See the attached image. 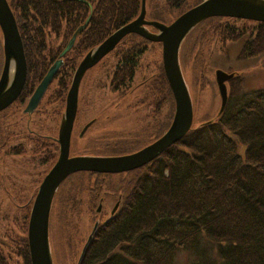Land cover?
I'll use <instances>...</instances> for the list:
<instances>
[{
    "label": "trees",
    "instance_id": "16d2710c",
    "mask_svg": "<svg viewBox=\"0 0 264 264\" xmlns=\"http://www.w3.org/2000/svg\"><path fill=\"white\" fill-rule=\"evenodd\" d=\"M201 1L149 0L147 3L146 0V17L169 23ZM8 3L22 39L27 66L22 102L89 18L61 59L52 80L54 89L49 87L47 91L52 90L47 99L59 104L58 107L64 106L81 58L116 29L136 18L141 6V0H8ZM237 21L242 24L237 25ZM244 36L247 39L239 52L241 58L264 53V22L207 18L184 39L180 61L189 59L195 49L196 60L202 55L204 44L212 40L220 42L221 51L226 52L228 42ZM149 43L137 34H128L109 53L140 56ZM125 74H112L111 78L116 80ZM228 83L227 103L215 119L191 127L155 159L128 173L132 177L125 179L129 175H117L122 179L117 180V187L114 180L106 181L113 175L88 171L73 173L60 184L52 203L49 232L52 211L57 206V218L70 229L67 237L71 241L76 228L72 221L65 222L62 217L70 204L87 203L93 207L101 194L113 195L115 200L121 196V204L113 215L103 221L96 219L98 225L92 237L88 240L87 236L83 242L76 264H173L178 250L193 254L196 259L192 264H216L215 260L220 264H264V87L244 92L238 74ZM111 89L116 90L114 84ZM143 91L146 100L152 103L155 100L157 107L158 102H164L169 108H166L165 126L155 137L111 142L103 141L102 137L89 141L79 153H132L161 136L169 127L175 109L161 63ZM7 125L0 115V168L4 155L26 152L23 144L12 145L17 134L15 128ZM21 138L32 143L28 132H22ZM36 146L39 150L40 146L45 149L30 158L35 162L30 168L43 165L46 173L56 158V147L52 149L47 142ZM1 182L0 174V185ZM83 191L89 193L88 199L78 202L77 195ZM18 192L17 200L21 202L23 193L21 189ZM31 200L28 198L20 206L21 215L15 218L18 232L5 226L7 241L5 250L0 249V264H31L27 241ZM95 216L100 215L95 212ZM202 240L213 248L202 245Z\"/></svg>",
    "mask_w": 264,
    "mask_h": 264
},
{
    "label": "water",
    "instance_id": "95a60500",
    "mask_svg": "<svg viewBox=\"0 0 264 264\" xmlns=\"http://www.w3.org/2000/svg\"><path fill=\"white\" fill-rule=\"evenodd\" d=\"M145 3L146 0H141L138 16L90 49L74 71L59 126L58 158L41 181L29 214L27 240L31 264H53L49 242V216L55 193L64 179L79 171L118 173L139 168L179 141L190 130L193 122L192 101L179 60L181 44L188 33L203 20L215 16L264 22V0H203L169 24L147 20ZM88 20L89 18L73 34L62 50L61 57L72 47L77 33L85 27ZM148 27H152L155 31ZM0 32L3 48V65L0 73V110H2L10 105L21 92L27 72L22 39L7 0H0ZM131 33L161 44L163 70L175 103L169 128L155 141L133 153L114 156H69L70 135L82 76L88 68L109 53L123 37ZM11 63H13V72L10 74ZM60 65L61 59H58L48 69L32 93L26 110L32 109L41 99ZM233 76L234 73H227L220 69L215 71V80L221 98L219 113L224 110L227 103L225 82ZM100 207L99 205L98 211ZM97 225L98 222H95L88 240L92 237Z\"/></svg>",
    "mask_w": 264,
    "mask_h": 264
},
{
    "label": "rangeland",
    "instance_id": "374dc122",
    "mask_svg": "<svg viewBox=\"0 0 264 264\" xmlns=\"http://www.w3.org/2000/svg\"><path fill=\"white\" fill-rule=\"evenodd\" d=\"M148 2L149 0H147V3ZM236 23L237 25L242 24L240 21H237ZM246 39L247 36H244L240 39H237L236 41L228 42L226 46V52L221 51L222 45L220 42L212 40L213 42L210 41L204 44L203 48H201L202 55H198L196 60L193 57L195 56L196 49L192 51L190 54L191 57L189 59H181L180 64L182 72H184V79L188 86L193 104V127L205 120L215 119L219 113L221 99L214 78V72L216 69L227 72L231 70L241 75V84L244 92H250L257 88L264 87V53L245 59L239 56V52ZM0 49L1 70L3 63L2 43L0 44ZM117 55V52L108 53L105 55L107 57L102 60L103 62L101 65L90 70L88 77H86V83L84 78L82 82V84H84L83 86L81 84L79 88V100L81 99L82 101L85 99L86 92L88 96L87 100L90 102V106L88 108L89 113L87 114V117L92 118L95 115H99V122H97V124L88 131L84 139L77 140V138L74 136V141L72 143L74 144L73 147L75 152L82 151L84 146L88 144V140L91 138H96L100 135L104 138L103 141L106 142L115 141L121 137H127L128 132L132 127V122L135 123L137 114L134 115V113L128 111L126 107H129V103H131L132 100H137L139 95H134L135 90L134 92L130 93V90L126 89L124 90L126 92L122 97L121 93L115 92L111 89L110 80L113 71L112 63L115 60L113 56ZM161 61V45L150 42L147 45L146 52L143 54V59L141 61L143 62L142 64H148L149 69H152L155 63H157L155 65H158L159 63L162 64ZM201 77L203 78L201 79ZM51 84L52 85L50 88L52 89V87L55 86V83L52 82ZM51 89L49 92L44 94L43 101L45 102V107H43V110L45 112H47L49 108V106L46 104L48 95L54 88L52 90ZM227 89L229 90V84H227ZM118 101H121L122 103L119 107H116L115 103ZM54 103L56 106L57 103ZM58 105L56 106V112L60 108ZM166 108H168V106ZM140 110L141 114L146 113V109H143V107ZM79 112L80 116L78 118L79 122L77 124L76 134L80 132L82 122L86 120L84 119L86 118L85 112L81 113L80 101ZM6 120L11 123L15 121L18 122L17 128L19 131L15 129L17 135L14 137L12 145L19 146L17 144L22 143L23 148L26 149V152L24 155H17L13 153L4 155L3 163L0 168L2 179V185H0V213L4 214V217L0 215V249L3 248L4 250V242L7 241L4 237L5 226L10 227L11 230H18V227L15 224V218L21 215L20 206L25 203L28 198H32L30 204L31 209L35 197L34 195H36L38 186L45 175V173H43L45 171L43 165H39L38 168L34 167V169L30 168L33 166L32 164L35 163H32L30 160V158H33L34 156L32 155V143L30 141L21 139L22 132H25L23 128L24 122L26 121V116H24L19 110L14 114L13 117H11V119L8 120L7 118ZM55 121H57V119ZM56 123L57 122H55V124ZM20 125H23L22 129H19ZM47 125L50 126V129H53L54 127L53 123L49 121L47 122ZM8 127L11 129L14 128L11 126V124H9ZM57 127L58 123L55 125L56 130ZM72 150L73 148H71L70 153H73ZM132 175L133 174L129 175L128 177L125 176V179L132 177ZM118 179H120L121 182L122 179L119 176L113 175L110 178H107L106 181L114 180L117 187L119 183V181H117ZM31 180H37V182L31 184ZM10 181H14V183H10ZM19 189H21V193H23V201L20 200L21 202L17 200V195L20 194L18 192ZM104 189H106V187ZM88 196L89 193L87 191H83L77 195V201H87ZM105 201L106 202L103 205L104 214L98 217L95 216L98 202H96L93 207H90L89 205L87 206V203H76V205H69L70 208H67L65 215L62 217L65 222L72 221L76 228L73 230L74 234L72 236V241L68 240L67 237V231H70V229L65 226L64 223L60 224L59 219L57 218L58 207L56 206V209L52 211L53 222L49 232V242L54 264L77 263L83 242L91 232L94 222L97 218H101V221H103L109 217V211L115 203V198ZM69 241H71L70 244L68 243ZM201 244L213 248L212 244L205 240H202ZM212 253L213 251L211 254ZM214 256L215 253L212 254V257L215 260L216 258ZM195 259L196 257L188 251L186 252L183 250H178L174 255L173 264H192ZM215 263L220 264L217 260H215Z\"/></svg>",
    "mask_w": 264,
    "mask_h": 264
},
{
    "label": "flooded vegetation",
    "instance_id": "af4514ba",
    "mask_svg": "<svg viewBox=\"0 0 264 264\" xmlns=\"http://www.w3.org/2000/svg\"><path fill=\"white\" fill-rule=\"evenodd\" d=\"M105 57H107V56L102 57L95 65H93L92 67L88 68L85 71L84 75L81 78L80 86H81L84 78H85V83H86V77H88L90 70L93 68H96L97 66L99 67L101 65V63L103 62L102 60ZM63 58H64V56H62V57L60 56L59 59H63ZM113 58L115 60L112 63L113 64L112 65V68H113L112 74L118 75V74L126 73L125 75H122L123 77H120V75H119V77L116 78V80L111 78L110 84H114V87L116 88L115 92L121 93V95L123 97L124 93L126 92L124 90L129 89L130 93L134 92V90H135L134 95L135 94H136V96L139 95L137 100H135V101L132 100L131 103H129V107L128 106L126 107V109H128V111H130V112H133L134 115L137 114V117L135 119V123L132 122L133 124H132L131 129L128 132V136L127 137H121L119 139L134 138L135 137L139 140H145V139H150L152 137H155L158 134L159 130L165 126L166 105L164 104V102L162 103L160 101V102H158V107H157L155 100L153 101V103L151 102V100H146L145 95L143 93L144 92L143 89L150 82V79L154 76V74L158 71V65H155L157 63H155L153 65L152 69H149L148 64H142L143 62H141L143 59V54H141L140 56H123V55L118 54L117 56H113ZM61 63H62V61H61ZM162 68H163V65H162ZM113 75H112V77H113ZM25 81H26V79H25ZM83 84H82V86H83ZM227 84H229V83L226 82V85ZM24 85H25V83H24ZM37 85H38V83L34 86L31 93L26 98V100L22 102L20 96H21V92L23 91V88H24V86H23L21 92L16 97V99L10 105H8L4 109L0 110V115H1L2 119L7 121L6 120L7 118H8V120L11 119V117H13L14 114L20 110L21 113L24 116H26V121L24 122V128H23V125H20L19 129L23 128L25 130L24 133L28 132L31 135L32 148H33L32 149V155H34V157H36V156H38L40 151H43V149H45L44 146H40V150H39L37 148L36 144L37 145H43L45 142H47L52 149L54 148V150H55V147H56V158L53 162V164H54L55 161L57 160L58 154H59V144L57 142V138H58V133H59L60 121H61V118H62V115L64 112V108H65V103H64V106L60 107L56 112L55 103L53 101L47 100L46 104L49 106V108H48L47 112H45L43 110V107H45L44 106L45 102L43 101V98H44V94L48 91V89L51 85V82H50V84L48 85L44 94L42 95L41 99L36 103V105L32 109L26 110L29 99H30V97H31L32 93L34 92ZM80 86H79V88H80ZM85 95H86V97L82 101H81V99L79 100V96H78L76 114L74 117L71 135H70L69 156H77V155L100 156V155H102V154L75 152L74 147H73L74 144L72 142L74 141V136H75V138H77V140L84 139V137L88 133V131L90 129H92L97 124V122H99L98 121L99 115L98 116L95 115L92 118L87 117V114L89 113L88 108L90 106L89 105L90 102L87 100L88 96H87L86 92H85ZM79 101H80L81 113L85 112L86 118H84V119H86V120H84V122H82V127H81L80 132L76 134L77 124L79 122L78 118L80 116ZM121 103H122L121 101L116 102L115 103L116 107L117 106L119 107L121 105ZM142 107H143V109H146L145 114L140 113V111H141L140 109H142ZM61 109H63V110H61ZM55 112H56V115H55ZM38 116H40V117H38ZM56 119H57V121H55ZM48 121L53 123V125H54L53 129L52 128L50 129V126L47 125ZM7 122H8V126H9V124H11V126H13L15 129H17V131H19L17 128L18 127L17 121L12 122V123L9 121H7ZM55 122L58 123L57 130L55 129V125L57 124V123L55 124ZM55 130H56V132H55ZM151 134H152V136H151ZM21 139H24V138H21ZM100 139H102L101 135L96 137V138H91L90 140H88V142L94 141V140H100ZM33 142H34V146H33ZM21 144L22 143H18L17 145H21ZM147 144L148 143L142 144L140 148L146 146ZM71 148H73V150H72L73 153H70ZM24 154L25 153H20L17 155H24ZM125 154H128V153H125ZM121 155H123V154H121ZM102 156H104V155H102ZM37 163H39V161H37ZM50 168H47L46 173L49 171ZM132 171L133 170H129V171L114 173V174H109V175H119V176L120 175H129L128 173H130ZM102 174L108 175V173H102ZM111 198H113V195H111L109 197V196H105L104 194H101V196H99L98 205H100L101 207L99 209V213H97L98 215L102 216L104 214L103 213V211H104L103 205L106 202L105 200H108ZM120 204H121V196L119 195V196H117L113 207L109 211V215H113L114 211L116 212L118 210Z\"/></svg>",
    "mask_w": 264,
    "mask_h": 264
},
{
    "label": "bare ground",
    "instance_id": "6f19581e",
    "mask_svg": "<svg viewBox=\"0 0 264 264\" xmlns=\"http://www.w3.org/2000/svg\"><path fill=\"white\" fill-rule=\"evenodd\" d=\"M13 72V63H11V66H10V74Z\"/></svg>",
    "mask_w": 264,
    "mask_h": 264
}]
</instances>
